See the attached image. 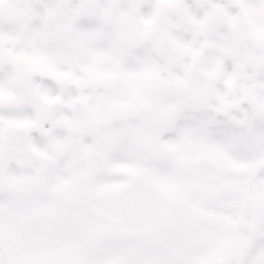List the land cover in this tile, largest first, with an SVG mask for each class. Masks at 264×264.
<instances>
[{
  "label": "snow or ice",
  "instance_id": "obj_1",
  "mask_svg": "<svg viewBox=\"0 0 264 264\" xmlns=\"http://www.w3.org/2000/svg\"><path fill=\"white\" fill-rule=\"evenodd\" d=\"M0 264H264V0H0Z\"/></svg>",
  "mask_w": 264,
  "mask_h": 264
}]
</instances>
